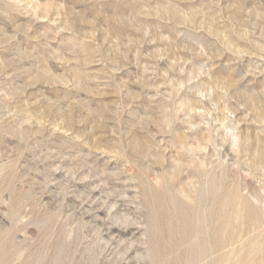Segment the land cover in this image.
I'll use <instances>...</instances> for the list:
<instances>
[{"label": "rangeland", "instance_id": "374dc122", "mask_svg": "<svg viewBox=\"0 0 264 264\" xmlns=\"http://www.w3.org/2000/svg\"><path fill=\"white\" fill-rule=\"evenodd\" d=\"M0 253L264 264V0H0Z\"/></svg>", "mask_w": 264, "mask_h": 264}, {"label": "bare ground", "instance_id": "6f19581e", "mask_svg": "<svg viewBox=\"0 0 264 264\" xmlns=\"http://www.w3.org/2000/svg\"><path fill=\"white\" fill-rule=\"evenodd\" d=\"M253 145V144H252ZM259 152V151H258ZM228 168H232V166H229L227 165ZM231 176V174L229 175ZM235 177V176H234ZM239 190V189H238ZM235 191V190H234ZM156 198V197H155ZM202 199V198H201ZM215 200V199H213ZM216 201V200H215ZM227 201V200H226ZM234 201V200H233ZM245 201V200H244ZM223 202V201H222ZM230 202V201H228ZM221 203V202H220ZM231 206V205H230ZM252 209V208H250ZM159 211V210H158ZM196 211V210H195ZM194 211L193 208H188L186 209L184 212L186 213L184 215V218H188V221L189 223H195L196 220H198V218L196 217V212ZM160 212V211H159ZM219 212L220 210H214L213 211V214H211V216H213V225L212 226H206V229L208 232H210L209 234V238L207 241H209V245L211 246V250L213 253H216L218 252V250L221 248V243H222V236H221V222H220V216H219ZM161 213V212H160ZM200 213V212H199ZM225 216V215H224ZM226 217V216H225ZM195 218V219H194ZM206 218V216H205ZM231 218V217H230ZM233 218V217H232ZM210 220V219H209ZM215 220V221H214ZM233 221V220H232ZM240 222V221H239ZM230 224V222H229ZM193 227V226H192ZM182 228V227H181ZM203 231H204V228H203ZM175 233V232H174ZM201 233V230L199 231H196V230H187V237H190V238H194V237H199L200 238V234ZM171 239V238H169ZM171 240H173L170 245H167V244H163L161 245V249H160V254L162 253V255H165L166 253H169L170 251L172 250H175L176 249V246H177V242L174 241V239L172 238ZM202 240V239H200ZM179 250V249H178ZM187 251V250H186ZM205 250L203 249V245L200 244V247L195 249H191L188 254H187V260L188 261H192L196 258H198L199 256L203 255L205 252ZM158 255L156 253H154V259H156L158 256H161V255ZM0 257H1V253H0ZM202 257V256H201ZM215 260H216V263L215 264H220V256H217L215 257ZM182 262V261H181Z\"/></svg>", "mask_w": 264, "mask_h": 264}]
</instances>
